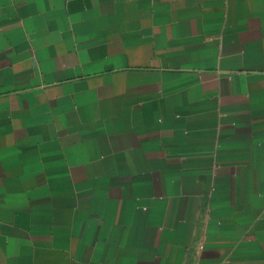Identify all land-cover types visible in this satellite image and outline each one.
Returning <instances> with one entry per match:
<instances>
[{
    "label": "crops",
    "instance_id": "crops-1",
    "mask_svg": "<svg viewBox=\"0 0 264 264\" xmlns=\"http://www.w3.org/2000/svg\"><path fill=\"white\" fill-rule=\"evenodd\" d=\"M0 264H264V0H0Z\"/></svg>",
    "mask_w": 264,
    "mask_h": 264
}]
</instances>
